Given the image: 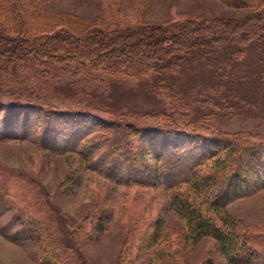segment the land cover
Returning <instances> with one entry per match:
<instances>
[{
	"label": "rangeland",
	"instance_id": "obj_1",
	"mask_svg": "<svg viewBox=\"0 0 264 264\" xmlns=\"http://www.w3.org/2000/svg\"><path fill=\"white\" fill-rule=\"evenodd\" d=\"M106 1H111L115 12L112 20L107 17ZM41 5L55 14L86 19L104 15L107 24L123 29L184 18H222L230 22L246 19L253 12V8L232 6L222 0H46ZM155 74L148 70L137 77L77 63L17 61L0 73V100L23 98L68 109L80 107L79 99L85 98L94 103L90 110L98 115L144 127L171 123L154 111H167L170 103L180 100L212 131L244 135L253 144H264L262 46L253 44L243 53L194 57L178 74L160 78ZM165 79L167 82L162 81ZM17 112L13 114L14 123L22 120ZM99 128L107 134L101 131L96 141L108 136L105 142L109 144H103L97 153L104 154L110 147L132 158L138 141L133 142V149L127 144L129 148L124 150V144L115 142L121 137L120 126L105 123ZM154 128L148 130L152 136L146 138L147 142L163 150L165 146L159 144H166L169 132L161 136ZM122 139L124 143L127 138ZM143 152L146 162L155 164L153 154L146 149ZM104 160L109 168L106 156ZM256 162L260 166L256 174L264 179V155ZM118 173L125 176L124 163ZM171 192L163 184L118 182L103 170L88 167L79 152L44 149L36 129L25 138L0 136V264L41 263V243L33 238L18 239L16 232L25 227L28 218L43 213L52 217L50 226L56 236L64 232L60 226L63 217L75 220L69 228L71 241L78 243L88 264H264V186L249 195L230 198L223 208L261 252L260 260L250 263L228 260L213 237L194 240L187 216L171 202ZM97 221L104 222L102 227ZM84 231L92 236H85Z\"/></svg>",
	"mask_w": 264,
	"mask_h": 264
},
{
	"label": "trees",
	"instance_id": "obj_2",
	"mask_svg": "<svg viewBox=\"0 0 264 264\" xmlns=\"http://www.w3.org/2000/svg\"><path fill=\"white\" fill-rule=\"evenodd\" d=\"M44 1L0 0V73L24 60L27 64L39 65L77 63L137 77L153 70L160 78L178 74L194 57L243 53L253 44L264 49V0H222L232 6L253 8L243 20L184 18L124 29L107 24L104 15L86 19L49 12L41 5ZM106 2L107 17L112 20L115 12L111 10V1ZM162 81L167 82V79ZM227 99L226 95L224 102L227 103ZM79 100L80 107L68 109L23 98L0 100V129L3 130L0 136L25 138L36 129L42 148L53 152H79L88 167L103 170L118 182L163 184L172 191L171 202L187 216L194 240L204 236L215 238L228 260L234 263L260 260L261 252L239 231L236 220L227 216L223 208L230 198L249 195L264 186V179L256 174L260 167L256 160L264 155L263 143L253 144L244 135L212 131L180 100L170 103L167 111L163 108L154 111L156 116L162 115L171 123L149 127L103 117L90 110L94 108L92 101ZM16 112L22 124L14 123ZM184 117L187 120L182 121ZM105 123L120 126L121 137L115 142L120 146L124 144L121 147L124 150L133 149V142H139L137 151L130 154L132 158L110 147L104 154L97 153L103 144H109L105 142L108 136L96 141L101 131L107 134L105 129L99 128ZM153 128L161 136L169 132L165 136L166 144H159L165 146L164 151L147 142L146 138L152 136L148 130ZM122 138H129L132 144L127 139L123 143ZM143 149L153 154L155 164L146 162ZM104 156L110 162L109 168ZM123 163L126 174L120 176L119 166ZM52 221L47 213L28 218L25 227L16 232V238H33L41 243L43 260L39 264H88L78 243L71 241L69 228L75 220L72 217L61 219L62 236H56V230L51 229ZM103 223L97 224L102 227ZM84 232L85 236H92Z\"/></svg>",
	"mask_w": 264,
	"mask_h": 264
}]
</instances>
